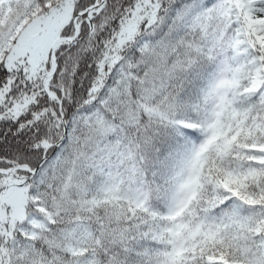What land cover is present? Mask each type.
<instances>
[{
    "label": "snow or ice",
    "instance_id": "6c2138e0",
    "mask_svg": "<svg viewBox=\"0 0 264 264\" xmlns=\"http://www.w3.org/2000/svg\"><path fill=\"white\" fill-rule=\"evenodd\" d=\"M0 264H264V0H0Z\"/></svg>",
    "mask_w": 264,
    "mask_h": 264
}]
</instances>
